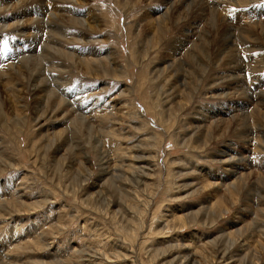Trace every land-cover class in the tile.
Listing matches in <instances>:
<instances>
[{
  "label": "rangeland",
  "instance_id": "374dc122",
  "mask_svg": "<svg viewBox=\"0 0 264 264\" xmlns=\"http://www.w3.org/2000/svg\"><path fill=\"white\" fill-rule=\"evenodd\" d=\"M36 1L0 9V15L37 10L50 1L47 7L60 17L33 11L29 46L27 36L17 41V26L0 29L4 110L13 111L19 94L12 87L28 104L18 113L20 130L10 116H0V264H264V0H197L199 7L195 0H80L76 7L89 27L68 19L69 3ZM157 8L168 20L152 30L146 19ZM92 13L98 21L88 17ZM225 16L234 27H226ZM240 19L256 25L249 32L243 24V30ZM193 23L206 42L195 38L178 50L174 92V79L166 76L174 68L152 71L170 60L168 52L178 47L172 38L183 40ZM20 43L24 59L16 54ZM225 43L244 63V97L216 95L227 90V81L210 84L228 68L208 66ZM56 46L76 54L65 57ZM79 59L102 61L95 62L99 72L84 71ZM201 64L207 68L198 83ZM38 77L41 96L32 88ZM54 92L64 99L58 107ZM229 104L241 107L230 114L236 125L215 122L211 112ZM202 114L211 116L206 123ZM241 132L258 137L248 145L237 137ZM227 145L244 156L233 165L220 153Z\"/></svg>",
  "mask_w": 264,
  "mask_h": 264
},
{
  "label": "bare ground",
  "instance_id": "6f19581e",
  "mask_svg": "<svg viewBox=\"0 0 264 264\" xmlns=\"http://www.w3.org/2000/svg\"><path fill=\"white\" fill-rule=\"evenodd\" d=\"M36 0H33V2H35ZM54 1V0H53ZM58 1H61V2H63V3H65V4H67V3H69L70 4V6L65 10V12L67 11V13H68V19H69V17L72 19H74V21L75 22H77L78 24H81V25H83V26H86V27H89L88 26V19L89 18H87V15H85V12L84 11H81L80 10V8H77L76 7V5L80 2V0H58ZM170 2H171V0H169ZM169 1H167V2H169ZM172 1H175V0H172ZM191 1H194V0H191ZM191 1H190V3H191ZM196 1L197 0H195V3H196ZM198 1H201V2H204V3H206L204 0H198ZM220 1L221 0H214L212 3H214V5L216 4H218L219 5V3H220ZM27 2H28V0H4L3 2H1L0 3V9H3V10H10L11 9V7H13V6H22V5H25V4H27ZM30 2H31V0H30ZM33 2H32V4H33ZM37 2V1H36ZM40 2V1H39ZM38 2V3H39ZM123 2H124V4L123 5H126L127 3V0H123ZM169 2V3H170ZM180 2V1H179ZM187 2V1H186ZM201 2H198V3H201ZM42 3V2H41ZM41 3H39V4H41ZM49 3L51 4V2L49 1ZM49 3H47V4H49ZM55 3H56V1H55ZM60 3V2H59ZM58 3V4H59ZM81 3H82V1H81ZM177 3V2H176ZM175 3V4H176ZM181 3V2H180ZM193 3V2H192ZM45 4V5H44ZM44 4H41V6L42 7H39V8H37V10H35V8H31V7H28V8H30L28 11H18V12H14V13H8V14H5V15H0V29L1 30H5L6 31V29H9L10 27H15V26H17L18 27V29L17 30H15L16 32H18L19 33V35H18V38H20V37H23V36H27V31H28V28H29V24H32L33 22H29V21H33L32 19H33V16H35L34 15V13H33V11H36V13H38V12H40L41 13V11L43 12V14H47L48 16L50 15V16H52L53 17V15H54V18L56 19V15H57V13H58V11H54V13L50 10V8L49 7H47L48 5L44 2ZM49 4V5H50ZM54 4V3H53ZM64 4V6H67V5H65ZM168 4V3H167ZM172 4V2L170 3V5ZM196 5H197V3H196ZM202 4H200L199 6H201ZM211 5V4H210ZM50 6H52V5H50ZM63 6V7H64ZM175 6V5H174ZM174 6L172 7V8H174ZM177 6V10L175 11V15H177V13L180 11L179 9H178V5H176ZM182 6H183V4H182ZM191 6H193V5H191ZM198 6V5H197ZM198 6V7H199ZM26 7V6H25ZM190 7V6H189ZM204 7H205V5H204ZM214 7V6H213ZM215 7H218V6H215ZM23 8V7H22ZM160 8V7H159ZM24 10L25 9H27V8H23ZM63 9V8H62ZM62 9H60V10H62ZM195 9V8H194ZM200 9L202 10V11H204L203 10V7H200ZM216 9V8H215ZM12 10H14V9H12ZM21 10V9H20ZM32 10V11H31ZM64 10H62L63 12H64ZM70 10H73V11H70ZM175 10V9H174ZM186 10V9H185ZM11 11V10H10ZM61 11V12H62ZM81 11V12H80ZM172 11V10H171ZM188 11V10H187ZM57 12V13H56ZM61 12H59L60 13V15H61ZM160 12V13H159ZM55 13H56V15H55ZM155 16H154V18H152V19H149L150 17H148V16H146V17H148L146 20H147V22H149L148 23V25L151 27V29L153 30V28H154V25L156 26L159 22H161V21H163V20H168L167 19V16L165 17L164 16V14L162 15L161 14V9H156L154 12H152ZM260 13V12H259ZM39 14V13H38ZM69 14H71V15H69ZM80 14H83V15H80ZM156 14H158L159 15V17L156 15ZM170 14V13H169ZM210 14H213V12L212 13H210ZM219 14V13H218ZM218 14H216V15H218ZM247 14H250V15H252V16H250V18H258L256 15H253L252 14V12L249 10L248 12H247ZM255 14V13H254ZM59 15V14H58ZM57 15V17H59ZM65 14H63L62 16H64ZM147 15V14H146ZM259 15V14H258ZM89 16H91V18H93V20L96 22V21H98L97 20V17L95 16V14L94 13H92L91 15H88V17ZM182 16V15H181ZM261 16V15H260ZM263 16V15H262ZM261 16V17H262ZM47 17V16H46ZM176 17V16H175ZM179 17V16H178ZM203 17V16H202ZM36 18V17H35ZM53 18V19H54ZM60 18V17H59ZM160 18V20H158ZM181 18V17H180ZM237 18V17H236ZM37 19V18H36ZM42 19V18H41ZM65 19V18H64ZM183 19V18H182ZM229 19H231V18H229V17H227V16H225L223 19H222V22L224 23V24H226L225 22H227V24H226V27L228 28V27H230V28H232V27H234L233 25H230V23H229ZM263 19V18H262ZM44 20H46V19H44ZM70 20V19H69ZM193 20H195V18L193 19ZM198 20V19H197ZM200 20V19H199ZM257 20V19H256ZM256 20H254V19H247L246 21H248V23H245V21L244 20H242V19H240V20H237V22H236V24H238V26L241 28V29H243V30H246V27H243V24H246V26H247V29H249V32H251L252 31V29L254 28V26L256 25ZM36 21V20H35ZM37 21H39L38 19H37ZM43 21V20H42ZM47 21H48V19H47ZM63 21V20H62ZM67 21V20H66ZM72 21V20H71ZM174 21H176V20H174ZM167 22V21H166ZM218 22V21H217ZM43 23H45V22H43ZM63 23V22H62ZM76 23V24H77ZM155 23V24H154ZM164 23V22H163ZM176 23H178V22H176ZM216 23V22H215ZM220 23H221V21H220ZM37 23L35 22V25H36ZM166 24V23H165ZM235 24V25H236ZM23 25V26H22ZM34 25V24H33ZM34 25V26H35ZM80 25V26H81ZM93 25V24H92ZM210 25V24H209ZM177 26V25H176ZM213 26V25H212ZM212 26H210L211 27V30H212ZM30 27H32V25L30 26ZM37 27V26H36ZM94 29H97V28H95V27H99V24L98 23H94ZM93 27H92V29H93ZM159 27V26H158ZM208 27V26H207ZM33 28V27H32ZM35 28V27H34ZM12 29H14V28H12ZM150 29V31L152 32V30ZM159 29V28H158ZM197 29H198V24L197 23H193L192 24V26H191V28H190V30L189 31H187L186 32V34H185V36H184V39L183 40H181V41H178L177 40V36L176 37H174V38H172V40H171V45H173L174 43H176V44H178V47H176V46H174V47H176V48H174V49H170L171 50V53L170 52H168L169 54H170V56H169V54H168V56L170 57V60H163L162 62H163V65L162 66H160V65H158V66H160V67H157V68H154V70L152 71V73H153V75L155 74V75H159V74H162V73H165L164 71H167L168 69H170V68H174V66L175 65H177L175 62H176V58H178L177 56H179V53H178V50L180 49V47L181 46H183V47H185V45L187 44V42H189V43H191L192 41H193V39H195L196 41H198V43L200 42V44L201 43H203V42H206V39H204V37L205 36H203L202 37V35H199V34H197L198 32H197ZM217 29V28H216ZM34 30V29H33ZM37 30V29H36ZM90 30V29H89ZM166 30V29H165ZM181 30V29H180ZM192 30V31H191ZM93 31V30H92ZM91 31V32H92ZM96 31V30H95ZM196 31V32H195ZM80 32H82V31H80ZM94 32V31H93ZM155 32V31H154ZM180 32V31H179ZM203 32V31H202ZM215 32H217L216 30H215ZM214 32V33H215ZM231 32V31H230ZM2 33V32H1ZM219 33V32H218ZM226 33V32H225ZM229 33V32H228ZM31 34V33H30ZM81 34H83V33H81ZM158 34H159V32H158ZM157 34V35H158ZM178 35H179V33H177ZM81 36V35H80ZM83 36V35H82ZM85 36V35H84ZM87 36V35H86ZM159 36V35H158ZM163 36H165V32L163 31V30H161V33H160V36L159 37H163ZM225 36V35H224ZM28 37V40L26 41V40H24L25 41V43L29 46V45H31V43H32V40L30 39V36H27ZM157 37V36H156ZM212 37V36H211ZM219 37V36H218ZM24 38V37H23ZM23 38H20V39H17V41L18 40H23ZM164 38V37H163ZM78 39H81L82 41L83 40H85L84 38H81V37H78ZM104 39V38H103ZM156 39V38H155ZM157 39H158V37H157ZM213 39V38H212ZM252 39H253V37L251 36L250 37V41H252ZM255 39V38H254ZM210 40V39H209ZM209 40H207V42H209L210 43V41ZM16 41V42H17ZM196 41H195V43H196ZM220 41V40H219ZM224 41V40H223ZM71 42V41H70ZM208 43V44H209ZM20 44H23V43H20ZM85 44V43H84ZM24 46V47H23ZM196 46H198V45H196ZM225 48H223V49H221V50H218V51H216V53H214V54H212L214 57H217V59L216 60H214L213 62H211L209 65H208V63H207V65L209 66V68H210V65L211 64H213V65H215V66H219V65H221V63H223V67L224 66H227L228 68L226 69V68H223L224 69V74H221V73H219V74H216V75H214V77L216 76H219L217 79H216V77H215V79H214V81H212V83H210V84H212V85H216V82H219L220 80H222V81H227V83H228V88H227V90L226 91H222V92H220V93H218V94H216V95H218V96H220V95H224V97H228L229 95H234V94H237V95H240V93L241 94H243L244 92L246 93L247 91L245 90V88L243 89V86H245V85H242L241 84V79H242V77H241V75H242V73L241 72H244V68H243V62L242 61H239V59H238V57L239 56H236V55H233L231 52L232 51H235L234 49H233V47H232V43H230V44H227V43H225ZM22 47H23V49H25L26 48V45H22V46H19L18 47V51H17V55L18 56H21V57H23L22 59H24V57L26 56V50H23L22 49ZM57 47V46H56ZM193 47H195V46H193ZM199 47V46H198ZM203 47V46H202ZM58 51H60L61 53H63V54H61V55H63V56H65V57H69V58H71V56L72 55H74V54H76V53H74L73 51H72V49H71V53H66V52H64L63 51V49H59L58 47L56 48ZM167 49V48H166ZM188 50H189V48H187ZM215 49V48H214ZM218 49V48H217ZM56 50V51H57ZM76 50V49H75ZM93 50V49H92ZM187 50V51H188ZM196 50V49H195ZM197 52H198V50H196ZM7 52V51H6ZM94 52V51H93ZM92 52V53H93ZM3 53V52H2ZM55 53V52H54ZM92 53L91 52H89V53H87V54H90L91 56H92ZM115 53V52H114ZM192 53V52H191ZM234 53V52H233ZM4 54V53H3ZM5 54H7V53H5ZM56 54V53H55ZM81 54V53H80ZM98 54V53H97ZM109 54H110V56H112L113 55V51H110L109 52ZM207 54V53H206ZM231 56H230V55ZM29 55V54H28ZM31 55V54H30ZM36 55V54H35ZM93 55H96V53H94ZM14 56V55H13ZM34 56V55H33ZM33 56H32V58H33ZM109 56V55H108ZM109 56V59H111L112 61H113V56L112 57H110ZM4 57V56H3ZM20 57V58H21ZM74 57V56H73ZM76 57V56H75ZM79 57V56H78ZM202 57V56H201ZM208 57V56H207ZM264 57V56H263ZM19 58V59H20ZM80 58V57H79ZM87 58V57H86ZM194 58V57H193ZM210 58V57H209ZM9 59V58H8ZM38 59V58H37ZM81 59V58H80ZM79 59V60H80ZM192 59V58H191ZM205 60H206V58H205ZM69 61V60H68ZM25 62V61H24ZM87 61H84V60H80L79 61V63H81V66H82V64L84 65V71L86 70V71H94L93 73H97V71H98V69H99V67H101V66H96L95 65V62H94V60H91L90 61V63L91 64H89L88 62H87V64H85ZM111 62V61H110ZM161 62V63H162ZM165 62V63H164ZM178 62V61H177ZM196 62V61H195ZM14 63V62H13ZM29 63V62H28ZM46 63H48V61H46ZM113 63H114V61H113ZM117 63V62H116ZM238 63L239 64H241L242 66H240V65H238ZM3 64V63H2ZM26 64V63H25ZM24 64V67L25 66H27V65H25ZM31 64V63H30ZM96 64H98V65H101L102 64V61H100V62H96ZM204 64V63H203ZM203 64H201L200 66H202ZM29 65V64H28ZM41 65V64H40ZM43 65V64H42ZM113 66H114V64H112ZM156 65V64H155ZM179 65V64H178ZM186 65V64H185ZM32 66V65H31ZM44 66V65H43ZM204 66L206 67V65H203V70H202V73L200 74V76H199V78H198V83L199 82H202L203 81V76H204V73L206 72V68H204ZM212 66V65H211ZM7 67V66H6ZM15 67V66H14ZM16 67H18V66H16ZM28 67V66H27ZM49 67V66H48ZM57 67V66H56ZM103 67V66H102ZM179 67V66H178ZM41 68H42V66H41ZM45 68V67H44ZM197 68V67H196ZM16 69V68H15ZM30 69H32V68H30ZM33 69H34V67H33ZM226 69V70H225ZM24 70V69H23ZM41 70H43V69H41ZM50 70H51V66H50ZM53 70V69H52ZM103 70V69H102ZM194 70V69H193ZM20 71V70H19ZM18 71V72H19ZM30 71H32V70H30ZM35 71V70H34ZM39 71V70H38ZM46 71V70H45ZM105 71V70H104ZM189 71V70H188ZM187 71V72H188ZM196 71V70H195ZM14 72V71H13ZM24 72V71H23ZM99 72V71H98ZM116 72V71H115ZM21 73V72H20ZM24 73H22V75H23ZM91 74V73H90ZM115 74V73H114ZM174 74V76H172ZM166 73V76H167V79H168V77L169 78H171V77H173V79H174V87H173V89L172 90H174V92H178L177 91V86H176V84H179L180 83V79H178V83H177V80H176V78H178L179 76L177 75L178 74V72H176V69L174 68V73ZM188 74V73H187ZM186 73H185V75H187ZM38 76H39V74H38ZM149 77V76H148ZM26 78V77H25ZM55 78V77H54ZM153 78H154V76H153ZM185 78V77H184ZM9 79V78H8ZM7 79V80H8ZM56 79H58V77L56 78ZM172 79V80H173ZM12 80V79H11ZM39 81V83H37L38 81ZM37 82L36 83H34L33 85H32V88H33V92L34 93H36V95L37 94H39L40 95V93H42L43 91H44V89H43V83H42V81H43V78H37ZM169 80V79H168ZM243 80V79H242ZM18 81V80H17ZM34 80H32V82H33ZM171 81V80H170ZM152 82V81H151ZM232 82V83H231ZM191 83H193V81L191 82ZM243 84H244V82H242ZM255 83V82H254ZM258 83V82H257ZM4 84V83H3ZM19 84V83H18ZM185 84V83H184ZM5 85V84H4ZM53 85V84H52ZM58 84H56V86H57ZM162 85V84H161ZM192 85V84H191ZM14 86V85H13ZM179 86V85H178ZM261 86V85H260ZM260 86H257V88L258 87H260ZM7 87V86H6ZM5 87V88H6ZM12 87V86H11ZM11 87H10V89H11ZM187 87V86H186ZM58 88L60 89V87L58 86ZM189 88V87H188ZM187 88V89H188ZM194 88V87H193ZM7 89H8V87H7ZM12 89H14V92H18L19 94H21V92H20V88H18V87H15V88H13L12 87ZM196 89V88H195ZM207 89V88H206ZM24 90V89H23ZM50 91H53L52 90V88H50L49 89ZM185 90V89H184ZM191 90H193V89H191ZM245 90V91H244ZM260 90H262V89H260ZM215 91V90H214ZM3 92V94H4V91H2ZM1 92V89H0V116L3 118V120H6V118H7V116L10 118V120H12L13 119V123H15V126L17 127V129L18 130H20V128H21V126H20V121L23 119L22 117H19L18 116V113L20 114V113H24L25 112V110H26V107H27V105L28 104H26V102H24L23 100H22V102L23 103H25V104H21L20 103V101H21V99L24 97H20V95L18 94V96L16 97V95L14 96V97H16V98H14L13 99V103H12V109L11 110H13L12 112H10V113H6V111L4 110V109H6L5 108V106L7 105L8 106V103H6V105L4 106V102L6 101V102H8V99H5V96L2 98L1 96H2V93ZM10 92V91H9ZM55 93V92H54ZM53 93V94H54ZM157 93V92H156ZM194 94H195V92H193ZM245 93L243 94V97H244V95H245ZM56 95V105H55V103H54V105L55 106H57L58 107V105H59V103L60 102H63V100L61 99V97H59L58 96V94L57 93H55ZM7 95V94H6ZM39 95H37V96H39ZM232 95V96H233ZM247 95V94H246ZM259 95H261V94H259ZM263 95V94H262ZM28 96V95H27ZM41 96V95H40ZM190 96H191V94H190ZM248 96V95H247ZM255 96V95H254ZM43 97V96H42ZM249 98H250V96H248ZM252 97V96H251ZM258 97H261V96H258ZM264 97V96H263ZM3 100H2V99ZM42 99V98H41ZM237 99V98H236ZM10 100H11V98H10ZM43 100H44V98H43ZM257 100V99H256ZM260 98L258 99V101H257V103L259 104V102H260ZM264 100V99H263ZM34 101H37V100H34ZM251 101H252V99H251ZM10 102H12V101H10ZM155 102V101H154ZM262 103H263V101H261ZM256 102H255V104L258 106V104H257ZM37 104V103H36ZM65 104L66 105H68L66 102H65ZM74 104V103H73ZM153 104V103H152ZM156 105V104H155ZM232 105V104H231ZM230 104L228 105V107L226 108V109H224L223 111H221L220 110V114H219V112L218 111H215V112H211V114H212V117H213V120L215 121V122H217V123H219L220 122V124L221 125H223V124H227V122H225L227 119H229L234 125H236L235 124V122H238L237 121V117H235V116H231L230 114H232V111H233V109L234 108H236L237 107V110L239 109L240 110V108H239V106L240 105H236V107L235 106H231ZM157 106H159V105H157ZM264 106V105H263ZM262 106V108H264ZM10 107V106H9ZM254 107H255V105H254ZM47 108V107H46ZM233 108V109H232ZM10 109V108H9ZM247 109V108H246ZM260 109V108H259ZM261 110V109H260ZM54 111V110H53ZM52 111V112H53ZM234 111H236V110H234ZM257 111H258V109H257ZM45 112V111H44ZM200 112V111H199ZM160 113V112H159ZM201 113V112H200ZM255 113V112H254ZM8 114H11V115H8ZM25 114V113H24ZM264 114V113H263ZM262 114V115H263ZM204 114H202V115H199V117H201L202 118V120L204 121L205 120V123H206V121H208L207 119H208V117H211V116H208V117H206V116H203ZM219 115V116H218ZM230 115V116H229ZM250 115V114H249ZM35 116V115H34ZM225 117V118H224ZM260 117H262V116H260ZM8 118V119H9ZM55 119V118H54ZM263 119V118H262ZM197 120H199V122H201L200 120L201 119H197ZM211 120V119H210ZM241 120V119H240ZM264 120V119H263ZM84 121V120H83ZM61 122V121H60ZM76 122V121H75ZM199 122L196 124V126L199 124ZM57 123V122H56ZM55 123V124H56ZM194 124V123H193ZM261 125V124H260ZM6 126V125H5ZM200 126H206V124H202V125H200ZM199 127V126H198ZM237 127V126H236ZM236 127H235V129H236ZM201 128V127H200ZM211 128V127H210ZM260 128V127H259ZM55 129V128H54ZM202 129V128H201ZM69 130V129H68ZM236 130H238V129H236ZM252 130V129H251ZM244 132H245V130H244ZM255 133H251V134H247V133H243V132H241L240 134H238V138L239 139H241V142H245L246 141V143H248V145H249V143L250 142H252V141H254V137H258V133L257 134H255ZM235 136V135H234ZM188 137H190V136H188ZM55 138V137H54ZM236 138V137H235ZM55 141V140H54ZM191 141V140H190ZM199 141V140H198ZM59 142V141H58ZM200 142V141H199ZM198 142V143H199ZM185 143V142H184ZM51 144V143H50ZM183 144V143H182ZM54 146V145H53ZM261 146V145H260ZM256 147H259V146H256ZM48 149V148H47ZM58 151H60V150H58ZM67 152V151H66ZM100 152V151H99ZM44 153V152H43ZM56 153H57V150H56ZM56 153H54V154H56ZM224 157H225V160L223 161L224 163H226V164H230V165H233V163L235 162V161H233L235 158L237 159V160H241L242 159V157H244L243 156V154H241V153H237V152H235L232 148H230V147H228V145L225 147V150H222L221 152H220ZM255 155V154H254ZM50 156V155H49ZM221 156V155H220ZM220 156H219V159H220ZM238 156H239V158H238ZM242 156V157H241ZM46 157V156H45ZM249 158L251 159V158H253V153H252V155L251 156H249ZM46 160V159H45ZM67 160V159H66ZM221 160V159H220ZM248 160V159H247ZM66 162V161H65ZM61 164V163H60ZM59 165V164H58ZM8 166V165H7ZM61 166V165H60ZM232 167V166H231ZM234 168V167H233ZM80 169V168H79ZM83 169V168H82ZM2 170V169H1ZM237 170V169H236ZM141 171V170H140ZM231 171V170H230ZM238 171V170H237ZM232 172V171H231ZM240 173H241V171H239ZM245 172V171H244ZM233 174H234V172H232ZM237 173V172H236ZM251 173V172H250ZM245 174V173H244ZM235 175V174H234ZM247 175V174H246ZM237 176V175H236ZM241 176V175H240ZM127 178V177H126ZM237 178V177H236ZM241 178V177H240ZM247 178V177H246ZM248 179V178H247ZM233 180V179H232ZM241 180V179H240ZM239 180V181H240ZM78 181V180H77ZM231 182V181H230ZM236 182V181H235ZM241 182V181H240ZM244 182V181H243ZM213 183V182H212ZM211 183V184H212ZM208 184H210V183H208ZM208 184H206V186L208 187ZM240 184V183H239ZM232 185H233V183H232ZM209 186H212V185H209ZM203 187H204V185H203ZM219 187V186H218ZM206 188V187H205ZM210 188V187H209ZM197 189V188H196ZM212 189V188H211ZM228 189V188H227ZM214 192V191H213ZM212 192V193H213ZM217 193V192H216ZM248 194V193H247ZM216 195V194H215ZM219 196H220V194H218ZM216 197H217V195H216ZM215 197V198H216ZM264 197V196H263ZM262 197V198H263ZM226 199V198H225ZM228 200H230L229 198H228ZM9 202V201H8ZM225 202H227V201H225ZM232 203V202H231ZM15 206V205H14ZM190 215V214H189ZM196 215V214H195ZM218 215V214H217ZM222 215V214H221ZM216 216V215H215ZM180 217V216H179ZM183 217V216H182ZM181 218V217H180ZM178 219V218H177ZM184 223V222H183ZM231 224V223H230ZM231 231V230H230ZM241 231V230H240ZM230 234V233H229ZM233 235V234H232ZM230 236V235H229ZM228 236V237H229ZM246 246V245H245ZM255 250V249H254ZM261 253V252H260Z\"/></svg>",
  "mask_w": 264,
  "mask_h": 264
}]
</instances>
